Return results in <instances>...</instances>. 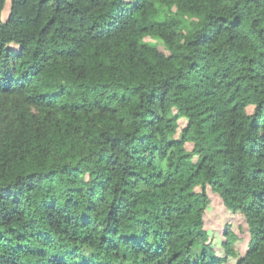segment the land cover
Segmentation results:
<instances>
[{"label":"trees","instance_id":"trees-1","mask_svg":"<svg viewBox=\"0 0 264 264\" xmlns=\"http://www.w3.org/2000/svg\"><path fill=\"white\" fill-rule=\"evenodd\" d=\"M231 258L264 264V0H0V264Z\"/></svg>","mask_w":264,"mask_h":264},{"label":"rangeland","instance_id":"rangeland-1","mask_svg":"<svg viewBox=\"0 0 264 264\" xmlns=\"http://www.w3.org/2000/svg\"><path fill=\"white\" fill-rule=\"evenodd\" d=\"M9 2H10V1H9ZM9 2H8V3H9ZM6 17H7V16L4 14V18H6ZM234 262H235V261L231 258L229 264H233Z\"/></svg>","mask_w":264,"mask_h":264}]
</instances>
